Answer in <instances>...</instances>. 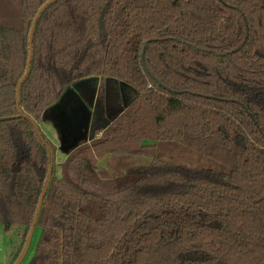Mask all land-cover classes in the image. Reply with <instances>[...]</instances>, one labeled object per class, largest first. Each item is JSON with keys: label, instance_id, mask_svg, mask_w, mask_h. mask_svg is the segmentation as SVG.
I'll return each mask as SVG.
<instances>
[{"label": "trees", "instance_id": "trees-1", "mask_svg": "<svg viewBox=\"0 0 264 264\" xmlns=\"http://www.w3.org/2000/svg\"><path fill=\"white\" fill-rule=\"evenodd\" d=\"M91 77L126 106L57 176L39 122ZM0 222L41 226L29 264H264V0H0Z\"/></svg>", "mask_w": 264, "mask_h": 264}, {"label": "rangeland", "instance_id": "rangeland-1", "mask_svg": "<svg viewBox=\"0 0 264 264\" xmlns=\"http://www.w3.org/2000/svg\"><path fill=\"white\" fill-rule=\"evenodd\" d=\"M127 100L117 81L106 83L101 77L95 79L91 77L72 83L63 97L45 110L40 122L45 127H52L57 133L56 138L50 135L51 140L55 142L52 158L57 176L60 174L59 164L68 157L59 150L60 148L58 149L57 144L60 142V145L66 148L64 150L69 151L75 142L85 143L87 134L90 133L92 137L91 131L96 133L90 142L99 138L101 132L98 133L96 130L110 121L106 110L114 114L118 109L124 108ZM158 154L177 162L196 164L205 162L198 153L186 152L181 147L161 148ZM151 157L149 154L141 155L134 152H112L98 161L96 170L103 177H116L134 166L150 163ZM22 230L19 225L0 222V264H29L35 254L41 226L30 229L26 235Z\"/></svg>", "mask_w": 264, "mask_h": 264}, {"label": "crops", "instance_id": "crops-1", "mask_svg": "<svg viewBox=\"0 0 264 264\" xmlns=\"http://www.w3.org/2000/svg\"><path fill=\"white\" fill-rule=\"evenodd\" d=\"M99 78V77H98ZM102 79H104L105 80V82L106 83H108V80H106L105 78H103V77H101ZM126 105H124V107H125ZM106 115H108V112H107V110H106ZM41 122H39V127H40V129H41V131L47 136V138L51 141V143L52 144H55V142H54V140H51V138H50V135H52V136H54V138H56V136L55 135H57V133L54 131V129L52 128V127H45L44 126V124L43 123H41ZM98 133L100 132L99 130H96ZM81 132V131H80ZM91 132H93L92 133V137H90V133L89 134H87V138H86V141H85V143H77V142H75V144H74V146H73V148L71 149V150H69V151H67V150H64V149H66L64 146H61L60 145V142H59V144H57V147H58V149L62 152V153H64V154H66L67 156L76 148V147H78V146H80V145H82V144H87V143H89L90 142V139H93V137H95L93 134L94 133H96V132H94V131H91ZM97 133V134H98ZM86 137V136H85ZM53 138V139H54ZM59 145V146H58ZM67 147H69V146H67Z\"/></svg>", "mask_w": 264, "mask_h": 264}, {"label": "water", "instance_id": "water-1", "mask_svg": "<svg viewBox=\"0 0 264 264\" xmlns=\"http://www.w3.org/2000/svg\"><path fill=\"white\" fill-rule=\"evenodd\" d=\"M31 58V57H30ZM29 67H30V63H29V65H28V70H29ZM52 160H53V158H52ZM50 176H51V173H50ZM34 227H32L31 229H33Z\"/></svg>", "mask_w": 264, "mask_h": 264}]
</instances>
